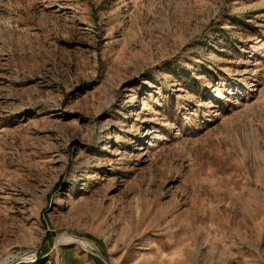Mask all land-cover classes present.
<instances>
[{
  "label": "rangeland",
  "instance_id": "rangeland-1",
  "mask_svg": "<svg viewBox=\"0 0 264 264\" xmlns=\"http://www.w3.org/2000/svg\"><path fill=\"white\" fill-rule=\"evenodd\" d=\"M0 264H264V0H0Z\"/></svg>",
  "mask_w": 264,
  "mask_h": 264
},
{
  "label": "water",
  "instance_id": "water-1",
  "mask_svg": "<svg viewBox=\"0 0 264 264\" xmlns=\"http://www.w3.org/2000/svg\"><path fill=\"white\" fill-rule=\"evenodd\" d=\"M90 242H92V241H90ZM92 243H93V242H92ZM93 250H94V251H96V250H97L96 246L93 248Z\"/></svg>",
  "mask_w": 264,
  "mask_h": 264
},
{
  "label": "bare ground",
  "instance_id": "bare-ground-1",
  "mask_svg": "<svg viewBox=\"0 0 264 264\" xmlns=\"http://www.w3.org/2000/svg\"><path fill=\"white\" fill-rule=\"evenodd\" d=\"M79 241H81V240H79ZM88 243L93 245V243H92V242H88Z\"/></svg>",
  "mask_w": 264,
  "mask_h": 264
}]
</instances>
